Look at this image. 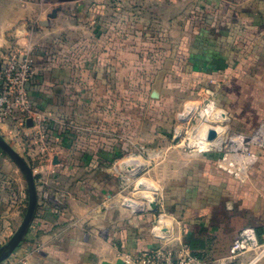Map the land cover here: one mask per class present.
Masks as SVG:
<instances>
[{
    "label": "crops",
    "instance_id": "0c3cea01",
    "mask_svg": "<svg viewBox=\"0 0 264 264\" xmlns=\"http://www.w3.org/2000/svg\"><path fill=\"white\" fill-rule=\"evenodd\" d=\"M190 17L196 25L187 22ZM157 32L164 34L158 48L149 37ZM172 34L181 39L178 47L190 52L187 67L193 63V79L219 83L218 93L229 98L225 108L233 127L264 131V0H0V57L7 47L17 46L31 50L36 58L37 74L28 91L33 105L56 122L48 131L60 153L48 177L65 195V207L57 210L40 200L36 188L34 219L20 245L1 264L114 263L121 251L142 253L157 246L148 228L140 226L145 215L126 205L130 199L125 204L111 199L108 171L89 164L96 157L78 156L76 145L66 147L59 139L68 126L74 128L66 123L70 116L86 124L79 115L84 99L90 97L89 84L98 83L97 93L106 95V83L124 82L125 58L132 61L126 65L137 64L140 56L134 51L144 43L147 49L170 50ZM237 97L243 100L240 105ZM10 129L0 124V136L30 167L34 154L25 140H13ZM137 131L132 139L140 145ZM205 177L184 179L201 180L206 189L214 186L209 198L204 190L199 198L184 197L183 202L187 180L171 192L177 200L175 217L192 250L223 256L248 227L264 243V150L249 181H221L213 174L205 186ZM28 204L26 176L0 148V249L20 228Z\"/></svg>",
    "mask_w": 264,
    "mask_h": 264
},
{
    "label": "rangeland",
    "instance_id": "374dc122",
    "mask_svg": "<svg viewBox=\"0 0 264 264\" xmlns=\"http://www.w3.org/2000/svg\"><path fill=\"white\" fill-rule=\"evenodd\" d=\"M186 20L196 25L195 18ZM149 37L155 38L158 48L162 45L164 34L157 32L154 37ZM187 39L189 37L185 35L184 42H188ZM171 40L172 48L166 51L147 49L148 43H144L143 49L134 51L140 56L137 64L126 65L132 61L125 58L124 82L106 83V95L97 93L100 90L98 83L89 84L90 97L84 99V105L81 104L83 112L79 115L86 124L77 123L67 115L69 118L65 122L74 128L66 126L62 139H59L66 147L72 143L76 145L78 156L92 154L96 157L89 164L95 170L108 171L109 179L112 180L108 183L112 200L120 203L129 199L131 202L140 201L142 208H137L138 215H145L146 218L140 219L139 223L140 226L145 225L150 233L160 216L175 217L177 200L171 192L181 181L184 183L185 176L207 175L204 178L205 186L213 174L217 180L227 178L243 183L249 181L250 171L258 167L260 153L264 150V131L235 129L225 108L229 98L224 92L218 93L219 83L211 79H193L192 74L196 69L191 61V67H187L189 50L184 45V49L178 47L181 41L178 35L172 34ZM168 59L172 60L171 67ZM217 72L224 78L223 70L222 73L221 70ZM228 84H225L226 87ZM237 93H240L239 90ZM235 100L237 105L243 101L240 97ZM190 108H194L191 116L182 121L179 116ZM216 112H225L228 119L222 123L213 120ZM210 129H214L221 137L216 140L218 145L205 148L208 141H205L204 135ZM137 130L140 132V145H135L132 139L139 134ZM232 134L255 139L249 146L255 158L243 175L244 180L235 178L222 165L223 156L229 153V138ZM133 157L142 165L136 175H130V168L124 167V162ZM143 180L153 185L152 190L147 191L155 194L156 201L163 203L155 211L147 209L144 197L139 198L138 193L145 195V191L139 189ZM187 181V187L182 186L188 190L183 195V202L184 197L199 198L204 190H208L204 193L205 198L213 195L214 186L206 189L202 187L204 184L201 180L189 178ZM217 197L222 199L223 195Z\"/></svg>",
    "mask_w": 264,
    "mask_h": 264
},
{
    "label": "built area",
    "instance_id": "2783aa9c",
    "mask_svg": "<svg viewBox=\"0 0 264 264\" xmlns=\"http://www.w3.org/2000/svg\"><path fill=\"white\" fill-rule=\"evenodd\" d=\"M0 58V124L10 126L13 140H25L27 149L34 154L30 168L37 177L35 184L40 200L62 210L65 195L50 184L48 177L53 158L59 154L48 131L56 122L33 105L28 91V85L37 74L36 58L31 50L17 46L7 47ZM28 121L32 125L29 126ZM254 140L242 134H232L229 138L231 146L229 153L223 156L222 165L235 178L244 180L242 177L255 158L249 148ZM156 204V209H153L147 203V209L155 211L163 206L161 201H156ZM126 205L134 213L139 212L135 202H127ZM163 219L168 223H162ZM166 224L171 228L163 227ZM151 235L158 243L156 247L142 253L121 251L119 259L125 264H259L264 259V243L259 241L251 227L241 230L228 253L219 257L194 252L184 238L180 219L174 216H160L158 221L155 220Z\"/></svg>",
    "mask_w": 264,
    "mask_h": 264
},
{
    "label": "water",
    "instance_id": "95a60500",
    "mask_svg": "<svg viewBox=\"0 0 264 264\" xmlns=\"http://www.w3.org/2000/svg\"><path fill=\"white\" fill-rule=\"evenodd\" d=\"M0 70H1V58H0ZM27 124L30 126L32 125L31 121H28ZM216 136V133L214 131L209 132V138H214ZM0 148L17 164V166L21 169V171L26 176L28 187H29V204L28 209L26 212V215L24 217V220L18 229V231L15 233V235L11 238V240L5 244L0 249V264L7 259L13 251L20 245L23 238L25 237L36 212L37 208V192H36V186H35V178L33 175V172L31 168L28 166V164L22 159V157L17 154L14 149L3 139V137L0 136ZM55 163H58V160L55 159ZM151 207H154L156 209L157 204L153 203ZM102 264H125V262L122 259H118L116 262H103Z\"/></svg>",
    "mask_w": 264,
    "mask_h": 264
},
{
    "label": "bare ground",
    "instance_id": "6f19581e",
    "mask_svg": "<svg viewBox=\"0 0 264 264\" xmlns=\"http://www.w3.org/2000/svg\"><path fill=\"white\" fill-rule=\"evenodd\" d=\"M193 110H194V108H190V109H187L186 111H184L183 113H181V115L179 116L180 119L182 121H186L189 118V116H191L190 114H192L191 112ZM227 119L228 118L226 117L225 112H223V113L222 112H216V115L214 114V117H213V120H215V121H221V123H222V121H226ZM210 131H214L216 133V136L214 138H212V139L209 138V136H208V133ZM220 137L221 136H219L218 133L214 129H210L209 131H207L206 134L204 135V139H205L206 142L208 141V146H206L205 148H207L209 146H213V145H218V143H216V140L218 138L220 139ZM124 165H125L124 166L125 168H130L129 171L127 170L128 172H130V175H136L138 173V171L140 170V166H142L141 163H139V161L137 159H135L134 157L126 160L124 162ZM140 185H141V187H139V189H143L142 191H145V192H143V193H145V195L142 194V193H138L140 195L142 194L141 196L139 195V198L144 197V199L147 201V203H149L150 208H153L154 209V207H151V206H154L152 204L155 203V201H156L155 200V196H154L155 194L152 195L151 193L148 192V191H151L152 190V187H151L152 184L150 185V183L148 184V182H146V181L143 180V181L140 182ZM131 201L132 200H129L128 202H131ZM135 202H137V201H135ZM139 202L136 203V204H138L137 207L138 208H142V204L141 203L139 204ZM137 211H138V209H137ZM164 222L168 223V220L163 219L162 220V223H164ZM163 225H165V224H163ZM163 227H165V228L170 227L171 228L170 224H166V226H163Z\"/></svg>",
    "mask_w": 264,
    "mask_h": 264
}]
</instances>
